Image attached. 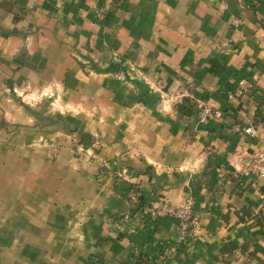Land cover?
Returning a JSON list of instances; mask_svg holds the SVG:
<instances>
[{
	"label": "crops",
	"instance_id": "obj_1",
	"mask_svg": "<svg viewBox=\"0 0 264 264\" xmlns=\"http://www.w3.org/2000/svg\"><path fill=\"white\" fill-rule=\"evenodd\" d=\"M262 146L264 0H0V264H264Z\"/></svg>",
	"mask_w": 264,
	"mask_h": 264
},
{
	"label": "built area",
	"instance_id": "obj_2",
	"mask_svg": "<svg viewBox=\"0 0 264 264\" xmlns=\"http://www.w3.org/2000/svg\"><path fill=\"white\" fill-rule=\"evenodd\" d=\"M198 116L201 121H205L208 116H220V112L218 110H210L206 106H201ZM243 132L250 135L253 134V129L248 125L243 128ZM248 171L252 175L254 183L263 187L264 194V146L259 148L252 155L248 164ZM144 211L149 216H155L159 213H163L175 217L177 220V230L182 236L187 235L196 227L197 222L192 213L190 197L185 198L177 206L162 203L156 208H144Z\"/></svg>",
	"mask_w": 264,
	"mask_h": 264
},
{
	"label": "water",
	"instance_id": "obj_3",
	"mask_svg": "<svg viewBox=\"0 0 264 264\" xmlns=\"http://www.w3.org/2000/svg\"><path fill=\"white\" fill-rule=\"evenodd\" d=\"M262 187V186H261ZM263 188V187H262Z\"/></svg>",
	"mask_w": 264,
	"mask_h": 264
}]
</instances>
